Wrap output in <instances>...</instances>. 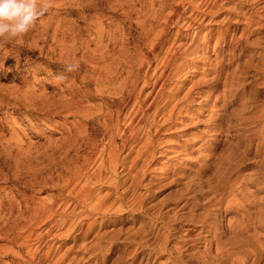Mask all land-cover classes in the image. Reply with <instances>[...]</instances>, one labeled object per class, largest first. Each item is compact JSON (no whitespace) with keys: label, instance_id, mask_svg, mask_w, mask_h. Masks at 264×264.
Returning <instances> with one entry per match:
<instances>
[{"label":"rangeland","instance_id":"rangeland-1","mask_svg":"<svg viewBox=\"0 0 264 264\" xmlns=\"http://www.w3.org/2000/svg\"><path fill=\"white\" fill-rule=\"evenodd\" d=\"M58 1L0 50V264H264V0ZM160 37L194 49L129 131Z\"/></svg>","mask_w":264,"mask_h":264},{"label":"bare ground","instance_id":"bare-ground-1","mask_svg":"<svg viewBox=\"0 0 264 264\" xmlns=\"http://www.w3.org/2000/svg\"><path fill=\"white\" fill-rule=\"evenodd\" d=\"M219 0H215L214 1V4H209V5H207V7H206V9H207V11L206 12H210V11H212V9H213V7L214 6H217V2H218ZM61 4V1H58V0H54V5L55 4ZM63 3V2H62ZM59 4V5H60ZM144 24V23H143ZM163 42H164V38L163 37H160L159 39H157L153 44H152V56L154 57V58H157V57H159L160 56V51H161V49H162V46H163ZM102 49H104V48H100L99 50H102ZM194 49V48H193ZM193 49H190V47L188 46V47H185L184 48V50L182 51V55L181 56H179V57H176L175 56V54L174 53H172V54H169V55H165V56H160V59H161V61H162V63H163V65H162V67L160 68V69H158V71H157V66H154V68H153V70H154V72H153V80L151 81V80H149V79H147V80H145V79H143V81H141V82H138V78H136V82H135V87H137L136 89H139V91H142L143 89H145V88H149V90L143 95V99H140L139 100V104H138V110H137V112H136V110L134 111V113H131V115L129 116V118H128V120H127V130H129V131H135L136 129L133 127V124H135V127L136 128H140V126L142 125V123H143V120H144V118H145V116L146 115H148L149 113H152L153 115H156L157 113H160V109L163 107V106H165L166 104H167V102L169 101V102H171L175 97H174V95L173 94H171V93H169V94H167L166 93V95L164 94L165 92H168L169 90H170V81H172V80H176V76H179L178 74H180V72H181V70H182V68H183V66H184V64H185V55H188V54H191V50H193ZM105 50V49H104ZM103 50V51H104ZM102 51V52H103ZM99 52H101V51H99ZM105 52V51H104ZM103 52V53H104ZM32 53V52H31ZM117 55H114V54H112L113 55V58H109V57H107L106 59H102L103 61H100V63L101 62H103V63H101V65L100 66H102L103 68H105V69H107V67L109 68V67H111V66H113L114 65V62H115V60L114 59H118L119 57L118 56H122L123 57V59H125V61H124V63H125V66H126V64H127V67H129L130 65L129 64H131V61H130V59H129V57H126L125 56V54L124 53H122V51H119L118 53H116ZM99 55V54H98ZM101 55H104L105 56V54H102L101 53ZM111 55V56H112ZM104 56H103V58H104ZM109 56V55H108ZM98 60H101L100 59V57H98ZM95 63H99V61H97L96 62V60L94 61ZM97 63V64H98ZM123 63V64H124ZM93 65H94V63H93ZM99 65V64H98ZM98 65H97V67H98ZM94 66H96V65H94ZM99 66V67H100ZM132 66V65H131ZM142 66H144V65H142ZM101 67V68H102ZM126 68V67H125ZM133 68V67H132ZM128 70H129V68H127ZM129 72V74H130V70L128 71ZM195 86H190L189 88H188V90H187V92H186V94L184 95V97L181 99V100H183V99H185L186 97H187V95L190 93V91L192 92V90H194L193 88H194ZM264 89V88H263ZM174 97V98H173ZM178 101H179V99H177L175 102H173V103H171L170 105H169V108H168V112H167V114H162L163 116H168V117H166L165 118V120H168V119H170L171 117V115L173 114V112L178 108ZM131 103V94H130V92H129V94H128V97L124 100V103H123V107L124 108H126V107H128L129 106V104ZM167 106V105H166ZM163 109H164V107H163ZM167 110V109H166ZM177 113H178V110H177ZM123 142H124V144H126L127 143V140L125 139V140H123ZM184 150H187V148H185ZM171 151H173V152H176L178 155L179 154H184V152L182 151V149L180 150V149H177V150H171V149H169L168 150V152H171ZM160 155H162V156H165V154H160ZM108 158V157H107ZM112 159H114V157H111V155H109V158H108V160H102V163H105L106 161L107 162H109V163H112ZM104 167V166H103ZM99 170V169H98ZM97 170V171H98ZM95 172V177H94V175H93V177H94V180L95 181H100L101 179H103L104 178V171L100 168V170L98 171V172ZM86 188V187H85ZM87 190H88V187H87ZM89 191V190H88ZM86 195H87V193H85ZM139 200V199H138ZM103 201H104V199H103ZM105 203V202H104ZM101 204H102V202H101ZM100 204H98V206H99ZM141 205V204H140ZM139 205V206H140ZM102 207V206H101ZM46 208V207H45ZM44 208V209H45ZM35 209V208H34ZM33 209V210H34ZM40 209V208H39ZM47 209H48V207H47ZM49 209H51L50 208V206H49ZM38 210V209H37ZM15 211V210H14ZM39 211V210H38ZM38 211H36L37 213H38ZM41 211H42V208H41ZM50 211V210H49ZM74 211V207H72V209H71V211H70V213L71 212H73ZM33 212H35V211H33ZM43 212V211H42ZM41 212V213H42ZM47 212V211H46ZM39 213H40V211H39ZM40 213V214H41ZM45 213V212H44ZM40 214H36V215H40ZM44 215V214H43ZM47 215V214H46ZM45 215V216H46ZM31 217H32V215H30ZM33 216H35V215H33ZM53 216V214H52V212L50 211V214L49 215H47L44 219H45V224L46 223H48V225H49V222H51V217ZM59 216V215H58ZM43 217V216H42ZM65 217V216H64ZM39 218V217H38ZM41 218V217H40ZM32 219L33 218H31V220H29V221H32ZM34 221H36V219H33ZM39 220V219H38ZM33 222V221H32ZM65 222H66V218H62V217H57L56 219H54L53 218V223L51 224V226L49 227L48 225V228L46 229V231L44 232V233H39L38 234V237H39V241H40V238H41V241L42 242H46V240H47V236L48 235H50V234H52V233H50L51 232V230H52V228L55 226V225H62V224H65ZM35 223V222H34ZM37 223V222H36ZM33 223H31V225H32ZM30 225V224H29ZM84 230H86V229H84ZM83 231V230H82ZM34 230L33 231H30V232H28V235H27V238L28 239H31V237L33 236V235H36V234H34ZM249 232V231H248ZM46 233H47V235H46ZM45 234V235H44ZM51 236V235H50ZM50 236H49V238H50ZM26 244V243H25ZM27 248H28V245L26 244L25 245ZM39 245L38 246H36L35 245V247H31V248H28V250H27V253H28V255L30 256V257H33L34 256V254L37 252V250L39 249ZM18 253V252H17ZM16 253V254H17ZM45 254V253H44ZM46 255V254H45ZM45 255H44V257H45ZM61 255H63V254H61ZM62 257V256H61ZM66 257V256H65ZM65 257H64V259H65ZM46 258V257H45ZM58 259V258H57ZM60 259V258H59ZM61 260H62V258H61ZM51 262V264H52V261H50ZM25 263L27 264V263H29V260H26L25 261ZM24 263V264H25ZM17 264H19V262H17ZM53 264H60L59 263V261H56V262H54ZM252 264H254V263H252Z\"/></svg>","mask_w":264,"mask_h":264},{"label":"clouds","instance_id":"clouds-1","mask_svg":"<svg viewBox=\"0 0 264 264\" xmlns=\"http://www.w3.org/2000/svg\"><path fill=\"white\" fill-rule=\"evenodd\" d=\"M54 6V0H0V50L35 28ZM78 62H66L55 80L63 82L67 74L78 71Z\"/></svg>","mask_w":264,"mask_h":264}]
</instances>
